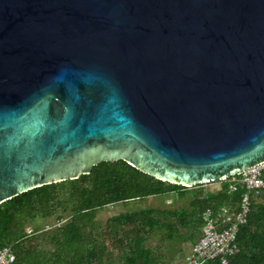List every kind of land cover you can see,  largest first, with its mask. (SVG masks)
I'll return each mask as SVG.
<instances>
[{
	"label": "water",
	"instance_id": "obj_1",
	"mask_svg": "<svg viewBox=\"0 0 264 264\" xmlns=\"http://www.w3.org/2000/svg\"><path fill=\"white\" fill-rule=\"evenodd\" d=\"M120 160L186 188L264 161V0H0V205Z\"/></svg>",
	"mask_w": 264,
	"mask_h": 264
},
{
	"label": "trees",
	"instance_id": "obj_2",
	"mask_svg": "<svg viewBox=\"0 0 264 264\" xmlns=\"http://www.w3.org/2000/svg\"><path fill=\"white\" fill-rule=\"evenodd\" d=\"M201 185L191 188L171 185L121 160L102 162L88 175L42 186L2 203L0 247L11 249L15 256L13 264H90L102 259V252H97L93 243L104 229L110 237H117L123 264H156L151 251L141 245L144 233L166 230L169 239L180 238L179 228L174 224L177 221L180 228L188 230L187 239L192 247L199 232L201 212L222 206L237 210L245 192L238 184L235 191L228 193L227 181H221L215 192H206ZM171 193L180 199L189 196V211L139 209L111 217L104 225L96 221L97 214L107 206ZM61 207L69 213L64 224L50 232L34 229L26 233L28 222L49 218ZM238 243L239 250L228 264H264V189L251 194L250 212L240 227Z\"/></svg>",
	"mask_w": 264,
	"mask_h": 264
},
{
	"label": "rangeland",
	"instance_id": "obj_3",
	"mask_svg": "<svg viewBox=\"0 0 264 264\" xmlns=\"http://www.w3.org/2000/svg\"><path fill=\"white\" fill-rule=\"evenodd\" d=\"M206 192H215L220 189L221 181L202 184L200 186ZM198 188V187H196ZM191 198L186 196L182 199L178 198L175 193L162 196L148 197L141 202H131L127 204H116L105 207L96 216V221L100 225L111 217L117 216L120 213L137 211L139 209H154L158 211H189V203ZM61 207L56 210L49 218H36L30 221L25 226L26 233H30L34 229H39L41 232L55 229L64 224L69 217L68 211ZM57 217H62V220H57ZM179 228L180 238L174 236L172 239L167 237V231H148L144 233L142 246L151 251V256L156 258V264H186V256L191 250L190 242L187 239L188 230L180 228L177 221L174 222ZM40 233V232H39ZM117 237H110L101 229L96 242L93 243L97 252H102L101 261H93L90 264H123L122 253L117 249Z\"/></svg>",
	"mask_w": 264,
	"mask_h": 264
},
{
	"label": "built area",
	"instance_id": "obj_4",
	"mask_svg": "<svg viewBox=\"0 0 264 264\" xmlns=\"http://www.w3.org/2000/svg\"><path fill=\"white\" fill-rule=\"evenodd\" d=\"M225 181L230 183L228 193L235 191L238 184L245 188L238 209L222 206L201 212L199 232L186 256V264H205L208 261L228 264L236 254L239 250L240 227L250 212L251 194L264 189V161ZM14 262L15 256L11 249L7 246L0 247V264Z\"/></svg>",
	"mask_w": 264,
	"mask_h": 264
}]
</instances>
